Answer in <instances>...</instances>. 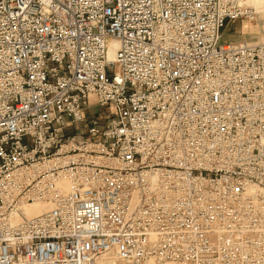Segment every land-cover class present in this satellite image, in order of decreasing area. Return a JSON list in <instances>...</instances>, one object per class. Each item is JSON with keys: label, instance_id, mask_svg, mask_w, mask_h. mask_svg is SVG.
Returning <instances> with one entry per match:
<instances>
[{"label": "built area", "instance_id": "obj_1", "mask_svg": "<svg viewBox=\"0 0 264 264\" xmlns=\"http://www.w3.org/2000/svg\"><path fill=\"white\" fill-rule=\"evenodd\" d=\"M255 16L0 0V264H264V43L223 32Z\"/></svg>", "mask_w": 264, "mask_h": 264}, {"label": "rangeland", "instance_id": "obj_2", "mask_svg": "<svg viewBox=\"0 0 264 264\" xmlns=\"http://www.w3.org/2000/svg\"><path fill=\"white\" fill-rule=\"evenodd\" d=\"M255 11L257 12L256 9ZM223 32L224 42H248L251 44L264 43V16L257 13L255 18L251 21L244 18L235 22H227ZM97 111L102 112L104 110L98 108ZM38 205L47 208L43 204Z\"/></svg>", "mask_w": 264, "mask_h": 264}, {"label": "bare ground", "instance_id": "obj_3", "mask_svg": "<svg viewBox=\"0 0 264 264\" xmlns=\"http://www.w3.org/2000/svg\"><path fill=\"white\" fill-rule=\"evenodd\" d=\"M247 4L252 7L253 9L255 8L257 10L256 14L258 13L259 15H263L264 16V0H247ZM251 21V20H249ZM248 43V42H247ZM118 47V44L117 43H113L111 48H110V51H109V58L110 59H113L114 57V52H115V49ZM38 204H42V203H38ZM38 204H28V205H24L22 207V210L24 212V214L27 216V217H33V216H36V215H39L43 212L46 211V209H48L49 207L45 204L47 208H44Z\"/></svg>", "mask_w": 264, "mask_h": 264}]
</instances>
